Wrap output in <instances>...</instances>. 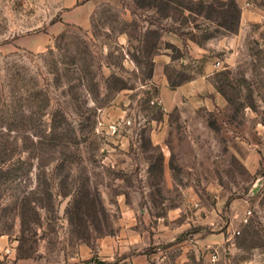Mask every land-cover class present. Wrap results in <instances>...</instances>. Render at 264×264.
<instances>
[{"label":"rangeland","instance_id":"1","mask_svg":"<svg viewBox=\"0 0 264 264\" xmlns=\"http://www.w3.org/2000/svg\"><path fill=\"white\" fill-rule=\"evenodd\" d=\"M210 247L264 264V0H0V264Z\"/></svg>","mask_w":264,"mask_h":264},{"label":"built area","instance_id":"2","mask_svg":"<svg viewBox=\"0 0 264 264\" xmlns=\"http://www.w3.org/2000/svg\"><path fill=\"white\" fill-rule=\"evenodd\" d=\"M250 215H251V211H248V213L245 215V222H248ZM238 234H240V232H238ZM210 248L212 249V252L210 254V259H209L210 263L217 264L220 260V254L217 249H213L212 247Z\"/></svg>","mask_w":264,"mask_h":264},{"label":"crops","instance_id":"3","mask_svg":"<svg viewBox=\"0 0 264 264\" xmlns=\"http://www.w3.org/2000/svg\"><path fill=\"white\" fill-rule=\"evenodd\" d=\"M140 260H142V259H140ZM145 260H149L148 258H147V256H145ZM127 264H133L130 260H128V263Z\"/></svg>","mask_w":264,"mask_h":264}]
</instances>
